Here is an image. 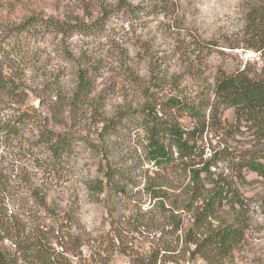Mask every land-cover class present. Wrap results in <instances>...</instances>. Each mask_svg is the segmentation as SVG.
I'll return each instance as SVG.
<instances>
[{"label":"rangeland","instance_id":"1","mask_svg":"<svg viewBox=\"0 0 264 264\" xmlns=\"http://www.w3.org/2000/svg\"><path fill=\"white\" fill-rule=\"evenodd\" d=\"M117 1L0 0V73L20 85L23 97L8 100L0 93V123L11 122L22 110H35L48 128L95 141L101 111L110 117L117 110L141 107L147 85L163 90L162 96L193 100L209 88L220 69L249 76L261 70L263 58L249 46L244 13L248 5L264 0H128L153 7L136 8L135 13L120 9L87 35L65 36L45 25L18 28L31 15L64 23L75 18L93 22L103 7L113 8ZM80 73L88 79L91 100L80 94L74 99ZM219 118L221 125L208 127L200 149L203 160L214 155L211 171L232 179L243 199L245 236L227 264H264V175L245 168L238 176L235 169L254 140L246 127L234 128L231 109L221 111ZM179 121L192 124L183 115ZM23 133V141H8L5 146L0 139V168H7L6 176L11 169L18 173L16 178L10 175L8 211L16 221L38 227L47 239L45 245L63 264H130L109 244L113 218L108 194L93 193L89 184L101 177L108 163L122 181L126 179L121 182L126 197L118 194V202L111 206L126 238L148 250L158 241L161 226L167 229L159 200L149 193L160 173L144 159V135L136 115L122 121L115 134L105 133L103 146L76 143L54 170L47 166L45 148L36 144L35 124H28ZM180 178L175 176L174 183ZM27 186L38 189L44 208L29 209ZM178 190L172 192L177 194L173 198L180 197ZM178 212L182 228H188L191 212ZM182 232L176 233L173 251L163 248L157 264H206L189 257Z\"/></svg>","mask_w":264,"mask_h":264},{"label":"trees","instance_id":"2","mask_svg":"<svg viewBox=\"0 0 264 264\" xmlns=\"http://www.w3.org/2000/svg\"><path fill=\"white\" fill-rule=\"evenodd\" d=\"M151 5H134L128 0H118L113 8L103 7L101 16L93 22H85L79 18L64 22L54 19H42L36 15L28 16L18 26L20 30L30 27L47 26L56 32L70 36L76 32L87 35L91 30L100 28L99 22L113 12L128 11L135 13L136 8H150ZM135 11V12H134ZM244 29L250 34L249 46L261 53L263 64L257 76H249L244 72L226 73L218 70L208 89H205L193 100L182 99L180 96L164 94L148 85L144 88L145 101L141 107L117 110L107 117L101 111V127L96 132L95 141L87 137H76L69 130L56 131L48 128L35 110H22L15 114L13 120L0 123V139L2 145L8 141H23L27 125L36 126V144L42 145L48 155V167L54 170L64 162L78 142H86L92 148L103 146L105 133L115 134L122 121L134 115L138 117L143 137L144 159L160 173L158 182L149 186L151 196L159 201L166 220L159 229L158 241L151 244L148 250L129 241L124 228L114 221L112 205L118 202V194L126 197L124 186L113 167L108 163L101 171V177L90 181L93 193L108 194V210L113 218L109 220L112 233L109 234V244L125 255L130 264H157L162 258L161 252L173 251V240L176 233L183 230L181 240L188 246L189 257L201 258L206 264H227L245 236V218L243 214V199L232 179L225 174H215L211 167L215 164L214 155L202 159L201 140L211 125L218 129L219 114L224 109H231L235 129L246 127L254 140L252 149L246 150L247 155L241 156L236 163L237 175L245 168L264 175V1L248 5L244 13ZM77 90L74 99L82 96L89 98L91 89L88 79L79 74ZM0 93L8 99L22 98L20 85L8 74L0 73ZM22 96V95H21ZM74 99L72 102H74ZM88 100H91L89 98ZM23 101V100H22ZM98 100L94 108L97 110ZM180 115L192 122L184 126L179 121ZM27 130V129H26ZM226 131V129H225ZM228 131H226L227 133ZM88 139V140H87ZM77 141V142H76ZM256 142V143H255ZM259 143V144H257ZM7 168H0V264H63L58 255H53L45 242L47 239L34 224L16 221L14 214L9 213L6 201L10 175L18 176L13 169L6 176ZM3 172V173H2ZM12 172V173H11ZM181 176L174 183L173 178ZM27 185V184H26ZM147 188V187H146ZM180 197H175L174 190ZM29 197L26 204L31 208H44L45 202L39 197L38 189L27 186ZM176 192V191H175ZM168 202V206L165 205ZM106 202L102 205L106 206ZM179 210L191 212V223L188 228H182V218ZM58 220L62 217L58 216ZM124 225V221H123ZM125 226V225H124ZM62 225H60V229ZM36 228V229H34ZM179 239V238H178ZM8 243V245L4 244ZM64 247V245H61Z\"/></svg>","mask_w":264,"mask_h":264}]
</instances>
